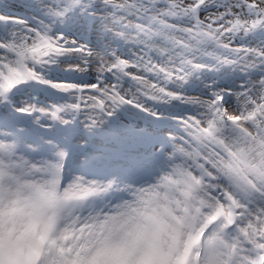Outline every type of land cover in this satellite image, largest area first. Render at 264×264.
Listing matches in <instances>:
<instances>
[{
	"label": "snow or ice",
	"instance_id": "1",
	"mask_svg": "<svg viewBox=\"0 0 264 264\" xmlns=\"http://www.w3.org/2000/svg\"><path fill=\"white\" fill-rule=\"evenodd\" d=\"M0 264H264V0H0Z\"/></svg>",
	"mask_w": 264,
	"mask_h": 264
},
{
	"label": "rangeland",
	"instance_id": "2",
	"mask_svg": "<svg viewBox=\"0 0 264 264\" xmlns=\"http://www.w3.org/2000/svg\"><path fill=\"white\" fill-rule=\"evenodd\" d=\"M130 71H133V72H135V69H130Z\"/></svg>",
	"mask_w": 264,
	"mask_h": 264
}]
</instances>
